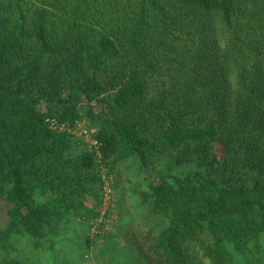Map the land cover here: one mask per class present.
<instances>
[{
  "label": "trees",
  "instance_id": "obj_1",
  "mask_svg": "<svg viewBox=\"0 0 264 264\" xmlns=\"http://www.w3.org/2000/svg\"><path fill=\"white\" fill-rule=\"evenodd\" d=\"M127 161L144 264H260L264 0H0V264L114 206Z\"/></svg>",
  "mask_w": 264,
  "mask_h": 264
},
{
  "label": "rangeland",
  "instance_id": "obj_2",
  "mask_svg": "<svg viewBox=\"0 0 264 264\" xmlns=\"http://www.w3.org/2000/svg\"><path fill=\"white\" fill-rule=\"evenodd\" d=\"M128 164H130L128 161L118 164L122 171L120 178H116L120 181L113 190L115 196L112 207L113 217L111 223L107 224V230L100 234H92L88 229L92 217L87 220L75 216V222L59 235L53 250H49L46 246L35 249L27 240L16 238L17 249L12 255L19 264H144L143 258L137 253L126 234L130 220L141 216L138 212L139 201L133 193V183L130 180L142 181V175H134L136 165L128 170ZM96 206L86 205L85 212L94 214ZM3 214L0 208V225L3 224ZM261 243L264 248V240H261ZM253 253L263 263L264 250ZM241 257H236L238 264H244V257Z\"/></svg>",
  "mask_w": 264,
  "mask_h": 264
},
{
  "label": "built area",
  "instance_id": "obj_3",
  "mask_svg": "<svg viewBox=\"0 0 264 264\" xmlns=\"http://www.w3.org/2000/svg\"><path fill=\"white\" fill-rule=\"evenodd\" d=\"M46 122L48 123L49 127L52 129H59V130H69L64 124H58L54 120L46 119ZM71 131L76 134L77 136H82L84 139L88 137V131L86 128H84L81 124H76ZM93 145H95V142H92ZM113 207V198L111 194V190L109 189L108 185H104L103 189V197L100 205V210L98 213V216L95 220H93L90 223V232L92 234H98L101 233V229H99L100 225L102 223H106L104 219V215L107 211L112 209Z\"/></svg>",
  "mask_w": 264,
  "mask_h": 264
}]
</instances>
